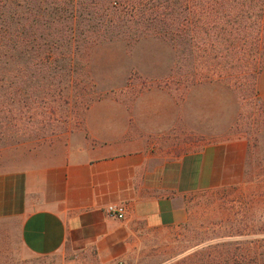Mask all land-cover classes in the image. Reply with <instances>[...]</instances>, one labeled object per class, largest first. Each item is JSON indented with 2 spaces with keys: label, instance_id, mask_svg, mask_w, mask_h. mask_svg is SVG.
<instances>
[{
  "label": "crops",
  "instance_id": "crops-1",
  "mask_svg": "<svg viewBox=\"0 0 264 264\" xmlns=\"http://www.w3.org/2000/svg\"><path fill=\"white\" fill-rule=\"evenodd\" d=\"M165 42V73L150 79L173 69ZM256 87L264 103V67ZM238 118V98L219 80L190 85L181 100L164 84L132 100L109 94L87 107L79 128L0 169V221L15 226L32 256L127 262L154 229L187 220L191 195L243 182L249 141L225 136ZM177 127L202 140L163 155L158 141ZM113 203L127 207L124 219L106 213Z\"/></svg>",
  "mask_w": 264,
  "mask_h": 264
},
{
  "label": "rangeland",
  "instance_id": "rangeland-1",
  "mask_svg": "<svg viewBox=\"0 0 264 264\" xmlns=\"http://www.w3.org/2000/svg\"><path fill=\"white\" fill-rule=\"evenodd\" d=\"M91 18L89 34L78 33L76 37L79 48L64 46L58 60L43 63L44 73H39L34 64L30 73H23L25 58L14 61L15 72L0 73V95L4 98L11 88L15 101L7 112L0 105V169L10 167L29 149L79 128L87 107L109 94L132 100L143 90L164 84L180 100L183 98L190 85L180 80L181 74L194 73H178L183 69L175 72L174 50V60L169 58L174 64L169 75L160 80L145 76L165 73L168 40L152 34L135 39L126 30H121L120 38H110V28L100 15L95 13ZM81 19L78 15L75 27L85 32V25L80 29ZM104 35L109 38L95 41L98 36L107 37ZM226 82L234 85L229 87L239 101V118L225 136L246 137L252 150L250 154L248 151L246 181L191 195L184 223L154 229L127 262L110 264H238L242 251L264 261V104L255 92L254 78L239 75ZM201 137L177 127L161 137L158 150L167 156L181 154L200 144ZM0 264L70 263L59 255H29L15 226L0 221ZM76 264L98 263L88 259Z\"/></svg>",
  "mask_w": 264,
  "mask_h": 264
},
{
  "label": "trees",
  "instance_id": "trees-1",
  "mask_svg": "<svg viewBox=\"0 0 264 264\" xmlns=\"http://www.w3.org/2000/svg\"><path fill=\"white\" fill-rule=\"evenodd\" d=\"M95 13L110 28V38L126 30L135 39L152 34L168 40L176 55L175 72L194 73L181 74L185 85L225 83L240 75L254 78L257 92L264 67V0H0V73L15 72L19 58H25L23 73H30L32 64L44 73L43 63L58 60L64 46L79 48L76 37L89 34ZM78 15L85 32L75 27ZM99 36L96 42L109 38ZM9 90L0 95L4 112L15 102ZM247 174L248 162L244 181ZM245 253L238 264H264Z\"/></svg>",
  "mask_w": 264,
  "mask_h": 264
},
{
  "label": "built area",
  "instance_id": "built-area-1",
  "mask_svg": "<svg viewBox=\"0 0 264 264\" xmlns=\"http://www.w3.org/2000/svg\"><path fill=\"white\" fill-rule=\"evenodd\" d=\"M106 213L114 218L124 219L127 215V207L124 204H109L105 207Z\"/></svg>",
  "mask_w": 264,
  "mask_h": 264
}]
</instances>
